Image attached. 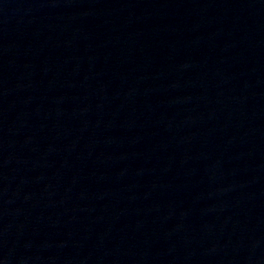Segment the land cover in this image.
<instances>
[{"label":"water","instance_id":"1","mask_svg":"<svg viewBox=\"0 0 264 264\" xmlns=\"http://www.w3.org/2000/svg\"><path fill=\"white\" fill-rule=\"evenodd\" d=\"M0 264H264V0H0Z\"/></svg>","mask_w":264,"mask_h":264}]
</instances>
